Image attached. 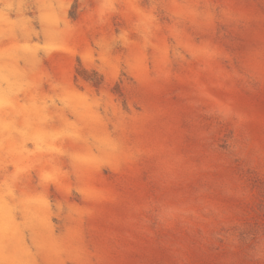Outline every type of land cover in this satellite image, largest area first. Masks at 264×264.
I'll list each match as a JSON object with an SVG mask.
<instances>
[{
	"label": "rangeland",
	"instance_id": "1",
	"mask_svg": "<svg viewBox=\"0 0 264 264\" xmlns=\"http://www.w3.org/2000/svg\"><path fill=\"white\" fill-rule=\"evenodd\" d=\"M0 264H264V0H0Z\"/></svg>",
	"mask_w": 264,
	"mask_h": 264
}]
</instances>
